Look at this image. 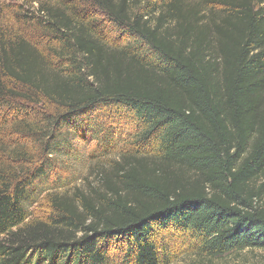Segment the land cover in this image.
Here are the masks:
<instances>
[{
  "label": "trees",
  "instance_id": "obj_1",
  "mask_svg": "<svg viewBox=\"0 0 264 264\" xmlns=\"http://www.w3.org/2000/svg\"><path fill=\"white\" fill-rule=\"evenodd\" d=\"M14 9L19 32L0 31V264L264 249V0ZM78 143L108 161L97 185L62 172Z\"/></svg>",
  "mask_w": 264,
  "mask_h": 264
},
{
  "label": "rangeland",
  "instance_id": "obj_2",
  "mask_svg": "<svg viewBox=\"0 0 264 264\" xmlns=\"http://www.w3.org/2000/svg\"><path fill=\"white\" fill-rule=\"evenodd\" d=\"M19 4H21V0H0V31L4 32L6 29H9L11 34L12 32H19L20 28L18 26L12 28L11 25L14 21V13L12 11L16 10L14 7ZM86 147L84 143H78L77 149L78 151H83V153L77 158L74 156L73 158H69L71 160L70 166L64 164L68 168L62 169L65 177H73L75 179L72 180L73 182L71 181V187L77 185H81V187L97 185L99 181L96 172L108 163V161L102 159L91 160L90 151ZM172 264H264V249H245L218 259H207L188 254L178 258Z\"/></svg>",
  "mask_w": 264,
  "mask_h": 264
}]
</instances>
